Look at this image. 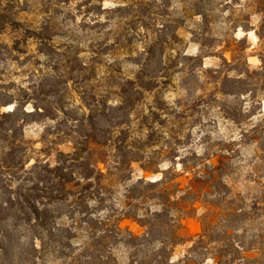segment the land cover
I'll list each match as a JSON object with an SVG mask.
<instances>
[{"label": "trees", "instance_id": "trees-1", "mask_svg": "<svg viewBox=\"0 0 264 264\" xmlns=\"http://www.w3.org/2000/svg\"><path fill=\"white\" fill-rule=\"evenodd\" d=\"M97 1L86 7L87 19L68 18L74 25L64 26L59 46L54 32L61 25L53 18L33 30L40 54L57 56L48 72L35 67L43 81L33 111L0 90V264H189V256L174 261L173 254L192 217L202 231L191 252L202 250L217 264H264V184L251 202L228 181L250 143L263 154L264 168L263 112L247 124L264 103L257 100L264 95V0H124L113 8ZM79 30L106 38L82 42ZM240 30L244 37L237 36ZM182 31L199 53L166 57L163 50ZM250 32L258 39L259 67L249 61ZM207 58L220 62L207 68ZM174 68L184 84L211 85L209 106H203L215 111L212 122L223 120L238 132L217 131L214 138L207 130L212 123L194 118L199 98L189 91L179 100L175 147L160 153L173 164L160 170L151 147L158 137L154 123H166L158 113L165 108L155 106L138 123L132 115L137 99L154 92L161 77L170 79ZM10 105L14 109L4 112ZM32 119L54 123L40 141L27 137ZM190 123L204 128L197 145H191ZM53 152L55 163L49 161ZM134 163L161 177L134 180ZM127 219L144 233L124 227Z\"/></svg>", "mask_w": 264, "mask_h": 264}, {"label": "rangeland", "instance_id": "rangeland-1", "mask_svg": "<svg viewBox=\"0 0 264 264\" xmlns=\"http://www.w3.org/2000/svg\"><path fill=\"white\" fill-rule=\"evenodd\" d=\"M94 1L98 3L97 0ZM159 1L164 3L163 0ZM59 2L60 0H0V33L4 32L3 34H0V90L10 92L18 102H27L26 108L30 111L34 110V104L36 103L35 98H38L39 95L36 93V90L40 87L43 81V78L35 72V67L42 68V70L48 72L49 64H54L57 57L55 56L51 58L40 54L36 46V41L31 38L34 34L32 33L33 30L40 26L46 17L53 18L57 25H61V27H56L54 32L60 34L54 39V44L59 46L58 44H60V42H64V39L61 36L64 26H67L68 24L70 26L74 25L68 18L73 15L76 18V22L80 23L83 19H87L88 17L84 14V11L87 10L86 7H93V3H91L90 0H72L71 2L64 0L61 7L57 5ZM101 2L106 8H113L121 4L120 2H124V0H101ZM172 11L173 5L169 8L170 14L168 15V18L170 20H174V14ZM114 30L116 29L114 28ZM78 35L81 37L82 42L87 40V38L92 37L95 38L96 42L102 41L106 38L105 34H84V32H81L80 30L78 31ZM245 35V32L241 30L237 34L239 38L244 37ZM113 36H115V34L111 36V39ZM180 37L181 38L178 41L168 44L167 47H165L163 53H165L166 57L169 54L176 55L177 51H185L192 55L199 53L198 46L190 41L191 36L189 34L182 31ZM26 38H28L27 41ZM249 40L252 44V47L248 50L251 55L249 61L253 67H259L261 61L257 56L258 39L254 32H250ZM15 42H18L19 44H15ZM4 45H9V47H13V49L17 50H11L8 52L4 49ZM85 51L86 47L81 46L79 53L85 55ZM110 52L111 51L106 52L108 56H110L109 54H113ZM124 53L125 51L121 50L118 54L124 57ZM157 55H162L161 50H158ZM50 59L51 61H49ZM219 62L220 61L217 58H207L204 63L205 67L214 68L218 66ZM173 64L174 62L169 63V65ZM126 65L130 67L131 62H126L125 66ZM177 71L178 69L176 68L171 69L169 71L171 76L170 79L161 77L157 81L158 87L154 89V92L146 93L140 99H137L132 115L133 119L138 123L141 122V117L143 119L144 115H149L151 112L150 110H153L155 106H162V108H165L163 112L158 113H160L159 119L166 123L161 124L162 121H160V123H154V130L158 132V137L154 145L151 147L152 155L155 156V167L160 170H166L173 164L171 162V157H167V155L161 156L160 153L163 150L166 151L169 150V148L175 147L173 136L175 137V131L179 128V122L176 119V115L180 111L178 107L179 100L183 99V97L184 99L187 98L189 91L192 92L193 98H199L197 103L200 105L196 109L197 111L195 112L194 118L203 116V122L208 121L212 123L207 126V130L213 132L214 138L218 135L217 131H223L226 134H230L233 131L238 132L235 126L228 124L223 120H219L218 125L217 123L212 122V119H214L213 116L216 114L215 111L203 106L205 103L209 106L207 102H210L209 95L211 94L212 86L205 84L206 88H204V82H198L196 80L190 81L188 85L184 84L181 82L182 76L177 74ZM189 87L192 89L189 90ZM206 94L207 96L205 97L204 95ZM262 99L264 100V95L257 98L259 101ZM163 101L168 102L171 105V108H167V106L164 107ZM250 104L251 102H248L247 106ZM14 107L15 105L7 106L3 108V111H11ZM258 107L259 108L255 111L257 115L254 117V120L247 122L249 126L256 123L262 112L264 114V103L263 108L260 105ZM33 120L34 119L26 124L27 137L32 140L40 141L45 128L54 125V123L44 120ZM187 128H193L194 131L191 145L199 144L198 139L201 136L199 130L204 129L203 126H201L200 123H190V125H187ZM38 147H40V144H38ZM59 149L68 150L69 148L68 146L62 145ZM261 155L263 156L256 144L250 143L249 145H246L242 148V152L236 159V162H240L235 165L236 171L228 179L233 189L246 194L251 202L252 200H255V198L261 197L263 191L262 184H264V168L259 166L261 165V163H259V156ZM55 159L56 152H53L49 157V161L55 163ZM133 170L134 180H137L140 177L156 180L161 177V174L144 172L140 163H134ZM123 226L139 235L143 234L145 231V229L133 219L124 220ZM201 231L202 226L198 218H187L184 221V228L182 230L184 240L174 250V261H181L189 256V264H217L216 261L211 258L206 259V256L202 254V250L191 252V248L194 245L193 241Z\"/></svg>", "mask_w": 264, "mask_h": 264}]
</instances>
